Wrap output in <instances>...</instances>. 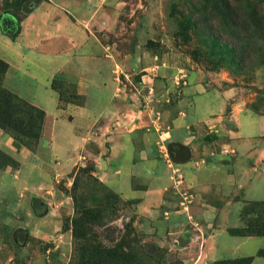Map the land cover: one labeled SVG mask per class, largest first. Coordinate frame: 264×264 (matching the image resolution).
I'll return each mask as SVG.
<instances>
[{"label": "rangeland", "instance_id": "1", "mask_svg": "<svg viewBox=\"0 0 264 264\" xmlns=\"http://www.w3.org/2000/svg\"><path fill=\"white\" fill-rule=\"evenodd\" d=\"M6 1L13 4L0 0V264H196L207 226L194 215L196 202L242 201L230 188L247 165L237 164L228 121L191 127L184 138L167 133L200 87L233 92L231 103L247 116L264 115V0H27L16 16ZM64 56L91 60L96 86L86 98ZM106 69L141 127L120 113V124L115 117L100 131ZM111 135L128 153L113 158ZM249 138L248 165L261 171L264 135ZM176 142L190 152L185 162L169 155ZM222 149L233 153L210 157ZM104 161L112 172L133 168L118 181L141 195L126 200L118 182H102ZM239 211L248 231L263 228L264 205L243 202Z\"/></svg>", "mask_w": 264, "mask_h": 264}, {"label": "crops", "instance_id": "2", "mask_svg": "<svg viewBox=\"0 0 264 264\" xmlns=\"http://www.w3.org/2000/svg\"><path fill=\"white\" fill-rule=\"evenodd\" d=\"M87 6L88 4L82 5V7H80V12L86 11L88 9ZM0 34L3 35L1 30ZM63 58L67 63L65 69L71 67L73 73H76L73 78L77 85L79 95L84 97L86 88L89 89L93 87L92 85H94V88L96 86V82L91 84L92 82L89 81V76L87 74L91 60L87 56H79L77 58L64 56ZM69 63H71L70 66L68 65ZM78 63L80 64L79 66ZM109 69H106L105 77L103 78L106 79V81L104 80L106 83L103 82V85L106 87L104 93H107L105 95L107 98L103 99L104 104L99 112L103 120V126L100 131L102 133L109 132L111 130V121L115 117L119 119L120 124L121 121L118 116L120 113L125 114V117H122V121L124 123H129V125H133V130L141 127L142 125L136 122V118L142 119V116L136 113L135 108H132V102L127 98L128 96L126 95V97H123V93L125 92H116L119 89L115 82H113L111 78L112 70L108 71ZM196 91L197 93L192 99V109L188 112L180 111L179 114L172 119V129L167 134L175 138H184L187 129L191 127L196 128L197 131H205L208 126L215 127L221 124L222 121H228L231 126L234 125L233 127H235L234 130L229 131L231 135L229 145L237 152V164L243 163L247 166H243L241 173L234 176L232 181L233 185L230 188L234 193H238V195L242 194V201H237L236 203L229 202L221 208L200 200L196 202V210L198 212L194 210V215L200 222L207 223V226L206 229L203 230L205 234L203 236H205V238L202 237V246L195 254V262L196 264H213L223 260L252 257L253 259L250 264H264V256H260L261 253H264V236H233L228 232L229 229H242L245 227V223L239 215L241 214L239 210L243 202H245V204L264 203V145L260 146L257 144V147H259L257 150L259 164L257 166H260L259 168L261 171L248 165L249 157H253L250 150L255 148L249 137L256 136L257 138L264 135V115L247 116L245 108L241 104L231 103L233 100V92L208 93L202 87L197 88ZM228 104L230 109L227 112L226 109ZM88 107L87 104L78 107L76 112L77 119L81 120L80 117L83 116V112L81 111H86L85 109H88ZM89 121L91 122L88 118L85 123L89 124ZM119 127L121 128V126ZM82 134L83 133L79 134L80 137L83 136ZM198 135L200 134L198 133ZM194 138L195 136L191 139ZM78 141H83V138ZM108 141H111V150L113 155H115L113 158L124 152L128 153L123 143L118 142V137L111 135ZM115 143L120 144L115 145ZM177 145L181 144L177 143ZM212 153L213 152L209 154L212 158L220 155L219 153L211 155ZM220 156L226 157L227 155ZM100 167L108 169V171H102V175L100 176L101 181L110 184L111 182H118L117 187L121 190V194L126 200L135 199L137 196L141 195L140 192L132 191L126 186L125 178L131 174L134 170L133 168L124 164V166H120L116 172H112L110 170V161H104L103 164H100ZM119 177L125 178L119 182ZM208 188L212 189V185ZM3 197L1 199H3ZM243 216L244 215H242V217ZM246 217L251 218L248 214ZM252 217H256V215Z\"/></svg>", "mask_w": 264, "mask_h": 264}, {"label": "trees", "instance_id": "3", "mask_svg": "<svg viewBox=\"0 0 264 264\" xmlns=\"http://www.w3.org/2000/svg\"><path fill=\"white\" fill-rule=\"evenodd\" d=\"M27 0H12L13 4L9 5L8 2H5V5L8 9V11L16 16V11L20 12L22 4H24ZM238 37V35H236ZM261 39L264 41V30L263 33L261 34ZM261 205H264V203H260ZM248 215L250 213L246 212ZM261 215V214H259ZM256 217H259L256 215ZM249 226H245L242 229H229L228 232L230 235L233 236H264V226L258 231H248ZM252 230V229H251ZM260 256H264V253H261ZM252 257L248 258H241V259H236V260H223V261H218L215 264H250L252 261Z\"/></svg>", "mask_w": 264, "mask_h": 264}, {"label": "water", "instance_id": "4", "mask_svg": "<svg viewBox=\"0 0 264 264\" xmlns=\"http://www.w3.org/2000/svg\"><path fill=\"white\" fill-rule=\"evenodd\" d=\"M169 155L175 162L179 163L185 162L189 158L190 152L182 145L172 144L169 146Z\"/></svg>", "mask_w": 264, "mask_h": 264}, {"label": "built area", "instance_id": "5", "mask_svg": "<svg viewBox=\"0 0 264 264\" xmlns=\"http://www.w3.org/2000/svg\"><path fill=\"white\" fill-rule=\"evenodd\" d=\"M220 155H230L233 153L232 150H229V149H222L218 152ZM211 155H214V153H212ZM190 203V200L188 199L187 196H185V204L183 205L184 206V209H187L188 208V204Z\"/></svg>", "mask_w": 264, "mask_h": 264}]
</instances>
